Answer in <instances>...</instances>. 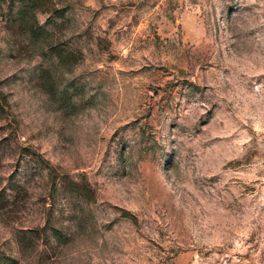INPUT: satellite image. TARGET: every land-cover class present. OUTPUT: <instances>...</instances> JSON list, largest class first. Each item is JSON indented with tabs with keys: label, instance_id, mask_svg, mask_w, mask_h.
<instances>
[{
	"label": "rangeland",
	"instance_id": "374dc122",
	"mask_svg": "<svg viewBox=\"0 0 264 264\" xmlns=\"http://www.w3.org/2000/svg\"><path fill=\"white\" fill-rule=\"evenodd\" d=\"M0 264H264V0H0Z\"/></svg>",
	"mask_w": 264,
	"mask_h": 264
}]
</instances>
